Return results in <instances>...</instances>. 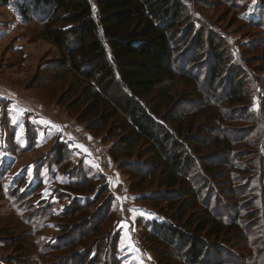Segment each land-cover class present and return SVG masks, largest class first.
Returning <instances> with one entry per match:
<instances>
[{"label":"rangeland","instance_id":"1","mask_svg":"<svg viewBox=\"0 0 264 264\" xmlns=\"http://www.w3.org/2000/svg\"><path fill=\"white\" fill-rule=\"evenodd\" d=\"M181 1L196 29L187 40L189 45H194L193 35L200 30L203 40L207 36L222 39L229 57L223 64V74L215 81L213 95L201 85L206 75L207 49L186 47V63L180 65V72H192L199 82L192 87L176 76L170 83L176 112L184 113L183 118L194 119L195 125L213 129V134L221 137H243L244 131L249 133L244 142L233 146V151L238 154L247 150L242 159L250 162L245 168L226 170L233 182H243L251 190L243 198L234 195L226 208L220 204L228 218L238 210L240 227L218 237L210 236L211 241L227 248L226 256L214 264H261L264 169L259 168L264 160V0ZM39 30L40 23L24 21L18 7L2 6L0 1V99L6 107L5 117L0 107V264L7 260L11 264H184L174 260L160 263L156 253L166 248L149 239L148 221L176 224L175 211L188 207L189 198L173 204L165 196L157 195L162 189L157 187L156 179L146 180L138 187L134 182L137 177L129 178L128 172L118 168V162L109 155L117 140L108 131L112 120L101 133L94 134L85 122L77 119L74 106L72 110L68 108L72 98H65L63 93L74 84L75 77L66 73L55 78L52 64L59 52L40 38ZM229 69L243 87V99H251L249 103L222 97L219 88ZM202 111L203 116H198ZM241 112L246 115L239 116ZM232 114L236 118L228 120ZM59 144L65 150L57 163L54 150ZM138 150L144 151L142 144L134 147L131 163L141 157ZM123 158L120 156V160ZM78 175H83L84 180ZM205 177L207 173L195 175L193 185ZM87 201L93 204L86 207ZM78 207L80 210H76ZM250 207L256 216L248 220L243 215ZM185 210V218L198 215L197 209ZM78 229L83 231V237H78V243H74L76 239L69 242L72 235H78ZM152 245L157 249L155 253Z\"/></svg>","mask_w":264,"mask_h":264},{"label":"trees","instance_id":"2","mask_svg":"<svg viewBox=\"0 0 264 264\" xmlns=\"http://www.w3.org/2000/svg\"><path fill=\"white\" fill-rule=\"evenodd\" d=\"M0 1L2 6L18 7L24 21L32 19L40 23V38L58 50L59 58L53 62L52 69L56 79L66 73L75 77L63 96L72 98L68 108L74 106L77 119L85 122L94 134L101 133L112 120L108 131L117 140L111 145L109 155L118 162V168L128 172L129 178L137 177L134 182L138 187L146 180L156 179L157 187L162 189L157 195L165 196L173 204L189 198L188 207L175 211L176 224L148 221L149 239L169 250L156 253L160 263L173 260L184 264L220 263L227 248L211 241L210 236L218 237L240 227L238 210L228 218L220 206L226 208L234 195L243 198L251 190L243 182H233V176L226 170L245 168L250 162L242 159L247 150L238 154L233 151V146L244 142L249 133L244 131L243 135L239 129L243 137L236 134L221 137L213 134V129L195 125L194 119L183 118L184 113L180 115L175 110L170 83L180 76L187 85H198L199 79L192 72L185 69L180 72L179 67L186 63L190 46L198 50L205 48L206 75L201 85L215 95V81L223 74V64L229 57L225 42L212 36L203 40V31L198 30L193 35L194 45H189L187 40L196 29L181 0ZM190 62L189 65L195 61ZM225 73L219 88L222 97L249 103L250 98L242 97L243 87L236 76L230 69ZM0 107L5 117L6 107L1 99ZM203 114L202 111L198 116ZM245 115L241 112L239 116ZM235 116L232 114L227 119ZM26 134L30 142L28 130ZM138 144L143 145L144 151L138 150L141 157L131 163L133 149ZM64 150L62 144L56 146L55 162L62 160ZM120 156L124 158L120 160ZM261 164L260 170L264 169V160ZM202 173L208 177L193 185L194 176ZM78 176L82 181L85 178ZM92 204V201L85 203L86 207ZM188 208L197 209L198 215L185 218ZM245 214L243 217L248 220L256 216L254 208ZM77 232L69 242L74 239V243L79 242L78 237L82 238L84 233L81 229ZM152 247L155 253L157 249ZM6 264L11 261L7 260Z\"/></svg>","mask_w":264,"mask_h":264},{"label":"snow or ice","instance_id":"3","mask_svg":"<svg viewBox=\"0 0 264 264\" xmlns=\"http://www.w3.org/2000/svg\"><path fill=\"white\" fill-rule=\"evenodd\" d=\"M78 147H81V148H83V146L82 145H80V146H78ZM84 151H87L86 149H84Z\"/></svg>","mask_w":264,"mask_h":264}]
</instances>
